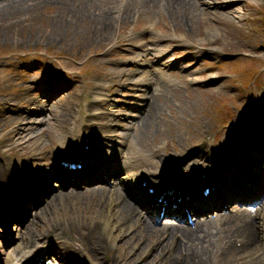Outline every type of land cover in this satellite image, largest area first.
I'll return each mask as SVG.
<instances>
[{"label":"rangeland","instance_id":"obj_1","mask_svg":"<svg viewBox=\"0 0 264 264\" xmlns=\"http://www.w3.org/2000/svg\"><path fill=\"white\" fill-rule=\"evenodd\" d=\"M16 1L6 0L0 4V102H2L0 114L11 112L12 109H27L29 107L27 95H32L37 79L58 76L65 84L57 95L49 100L50 103L57 101L53 111L54 120L50 125H47L46 121L47 117H51V113L49 110L45 113L41 111L35 116L37 118L35 122L38 120L41 122L22 132L19 138L12 133L13 129L21 127L18 121H13L11 124L6 120L0 121L3 129L0 130V137L6 135L9 140L11 139L10 142H13L16 146L15 150L17 149L14 151L16 158L21 166L26 171H32V174L38 175L37 171L41 168L42 162L38 157L40 148L47 145L50 140L60 139L59 135L65 132L68 123L74 120L76 108L79 110L86 106L92 111L108 112V108L111 107L109 105L115 106L112 112H108L105 116V122L109 124L110 129L119 133V138L132 139L136 144L135 147L140 150L154 145L165 146L164 156L175 153L174 157L177 158L180 146L184 144L186 146L191 144L192 147L197 146L198 143L204 147L207 144L210 147L220 145L233 134H237L236 127L240 123L250 120L252 115L249 114L258 106L259 101V108L261 101L264 103L262 100L264 99V0H237L236 3L232 0H223V8L213 7L212 0H205L210 7L201 2L199 7L204 10L211 13L221 12L223 21L214 24L206 22L205 16L199 11L191 19L187 17L182 19L160 16L155 12H148L146 7H140L134 17H131L122 28L115 21L110 31L98 38H95V28L99 26L90 18H82L76 9L85 4L95 12L102 10L105 15L111 13L108 17H114L116 12L105 8L108 3L104 0H28V2L18 0L22 4L21 7L16 6ZM226 2L231 7H224ZM143 12L145 14H142ZM209 23L213 24L215 29H210V25H207ZM144 24L156 28L158 31L154 30L155 32L163 34L164 39H169L160 41L155 49L157 55L162 49L166 51L164 59L168 65H173V68L165 74L150 72L158 85L155 93H157L160 113L159 115L155 113V118L161 120V125L143 136H138L135 135L133 122H136L132 118L140 115L143 103L130 96L143 93L145 88L141 90L139 87L126 84L123 80L129 81L127 77L130 70L126 69L138 67L132 64L131 55L134 51L140 52V49H130L128 46L130 44L116 43V41L132 37L136 43ZM211 30L217 34L207 36V31L210 33ZM192 42L195 45L207 43V46L217 48L211 54L204 52L192 58V53L196 51V49L193 52L189 51L194 48L189 45ZM22 63L28 67L33 63L35 67L23 69L25 65ZM146 69L147 67L144 70ZM123 71L125 75L122 74ZM211 72H216L217 75ZM137 75L132 74L130 77L134 78ZM210 75L217 78L210 80ZM244 84L247 86L245 87ZM127 88H135L138 91H129ZM108 94L114 100H109V105L105 106L101 102ZM246 94L252 96V99H247ZM10 96L14 100H10ZM135 105L137 108H134ZM126 114L131 117L120 119L118 116ZM67 117H72L69 122L65 121ZM241 118L243 121L240 120ZM29 122L28 119L25 124L28 125ZM199 128L205 131L202 138L198 137ZM9 130H11L10 135ZM111 143L113 146V142ZM26 144L29 147L25 148ZM5 149L0 146V154ZM226 152L230 153V150ZM184 159L192 161L198 158L189 155ZM51 186V182L46 181L45 191L48 196H50L48 189H52ZM108 195H105L100 203L91 195L76 197L70 215L80 211L87 214L88 210L95 208L93 214L96 215L92 222L99 221L102 215L96 213L97 209L102 210L103 213L111 212ZM43 198L45 202L47 198ZM116 203L113 208H117ZM37 210L38 206L31 208L21 224L18 222L19 219L17 221V218H13L9 222V236L17 235L16 230L24 226ZM56 213L54 206L50 214L45 217L43 224L42 221L39 222L36 230L45 229L48 216L51 219ZM260 216L254 219L258 224L261 222L264 227V217ZM126 220L121 221V224H124L122 232L131 236L135 230L129 228L126 230L128 226L125 224ZM139 221L135 227H139L142 223V219ZM102 222L101 219L100 223ZM161 223L163 222L154 225L158 227ZM260 226L257 229L258 235L264 236V228L261 231ZM137 234L139 233H135L136 237ZM157 236H144L141 238L144 240L142 244L141 239L137 244L135 236L125 243L119 239L114 243L113 240L114 244L111 243V246L105 241L106 252L101 259L116 264H132L137 257L142 261L146 251L141 247L145 248L149 244L157 246L158 253L153 259L150 254L147 258L151 261L146 264H156L165 255L167 257L164 261L158 264H167L166 261L170 257L168 251L164 253L168 247L167 241L160 242ZM3 238L8 242L10 237L3 235ZM78 243L84 247L85 242L78 241ZM136 245L142 246L137 248ZM125 254L129 255L124 257ZM88 255L89 260L93 261L91 258L93 255L89 252ZM255 257L257 262L248 256H243L234 258L233 262L229 260L225 264H264V249L257 250ZM215 261L214 258L209 259L207 264H219Z\"/></svg>","mask_w":264,"mask_h":264},{"label":"bare ground","instance_id":"obj_2","mask_svg":"<svg viewBox=\"0 0 264 264\" xmlns=\"http://www.w3.org/2000/svg\"><path fill=\"white\" fill-rule=\"evenodd\" d=\"M6 0H0V4ZM25 2H28V0H24ZM41 1V0H40ZM46 1V0H45ZM106 3H108L107 7L110 10H114L116 12V15L114 17H108L111 16L110 13L106 14L103 13L102 10L95 12L90 9L87 5L83 4L79 9H76L78 14L85 19H91L94 24H97L99 28H95L96 31V37H103L105 34L110 31L111 26L114 24L115 21L119 22L120 26H123L126 24V22L134 15L135 11L137 10V7L145 6L147 7L148 11L152 10L155 12V14L160 16H168V17H181L187 19H191L198 11L199 13L203 14L205 16V21L210 23H221L223 21V18L221 16V12L216 11V13H211L207 10H204V8L199 7L201 2L203 4H207V7H210V4H208V1L205 0H104ZM233 2H237V0H232ZM213 7H220L223 8V0H212ZM229 3H225V6H228ZM13 5V4H11ZM63 5V4H61ZM16 6L21 7L22 4L16 1ZM29 7V4H28ZM27 9V7H26ZM231 12V11H230ZM207 24L210 25V29H215V26L213 24ZM207 36H214L217 34V32H211L207 31ZM203 44L202 48L204 47ZM217 47H214L216 49ZM214 49H211V53L214 51ZM131 73V72H129ZM125 75L126 73L123 72ZM149 73H146L145 76H148ZM121 76V75H120ZM130 80V77H127ZM143 78V77H142ZM144 79V78H143ZM145 80V79H144ZM139 82V81H138ZM139 84H142L141 82ZM145 86V85H144ZM152 95V94H151ZM33 102L39 104L40 106H44L45 102L41 98H35ZM158 103V97L157 95H153L150 100H147L146 105L148 107L145 114L141 117L139 120V123L137 124L136 131L140 134L144 135L147 134L150 130H155L158 126H160L161 120H156L155 113L159 115L160 106L157 105ZM16 121L21 122V127L18 129H13L12 133H14L15 136H19L22 132L28 130L27 119L28 117L24 115H20L18 117L14 118ZM25 122V123H24ZM202 124H200L199 127H201ZM198 137L202 138L205 131L202 130V128H199L197 130ZM154 132V131H153ZM20 138V136H19ZM241 139V137H240ZM231 144V140H225L220 144L219 151L223 152V147L228 146ZM29 147L27 144L25 145V148ZM216 149V146H215ZM252 149V147H250ZM182 151H185L187 153V150L182 147ZM210 152H214V148L210 147ZM215 159V158H214ZM223 161H219L221 164ZM237 167V166H236ZM193 168V167H192ZM210 168V167H208ZM190 168H183V171H186V175H190L187 170ZM204 168H202L203 170ZM8 171L10 172V175L12 177L11 185L17 186L20 189L22 187L26 186L27 190L20 193V197L24 199L25 202H29L33 197H29V190H28V182L30 181L29 176L24 171H17L11 166H8ZM178 170L173 169V174L177 172ZM213 170L209 171L212 172ZM23 172V174H22ZM171 173V172H170ZM183 174V173H181ZM137 178V177H136ZM191 179V176L187 178ZM118 181V180H116ZM10 185V184H9ZM9 185H7L6 188H9ZM3 186V183H2ZM137 188L138 186L135 185ZM122 183L116 182L112 185V187L108 190L104 186H93L87 189H84L83 191H74L70 189L67 192H63L62 190L55 193L50 200L47 201V203L44 204L39 209V212L35 215V217L29 222V224L24 228V234H27V230H32L36 232V228L40 221H43L45 217L50 213L52 210V207L55 206L57 213L52 216L51 219H49V216L47 219V225H49L51 231L55 232V235H61L66 234L67 231H73L74 233H80L86 236L85 243L87 245L88 252L90 253L93 262L97 264H109L106 262V260L101 259V256L104 257L105 251V241H107L108 245L111 246L114 240V243L119 239V241H122V243L127 242L129 239L136 237L135 233L138 232L136 240L137 244L138 241L143 238L144 236L154 237L158 234H160V237L166 238V241L173 242L171 247L175 250V253L182 252L184 255L182 256V262L179 261L178 256L170 257L167 259V264H207L209 259L212 258H218L216 261L220 264L228 263L234 261V258H240L244 254L245 257H250L252 260L256 261L255 254L257 250L264 249V236L257 234V227H259L261 224H257L254 218L258 215H261L259 211L260 208L263 207V202L260 203L258 207L255 209H242L239 214L238 212L229 213L226 214L220 218H215L214 220H193V224L188 225L186 223L179 222L177 220H169L165 224L161 225L160 227L154 226L152 217L148 218V214L146 211L142 210L136 203L137 201H133L135 197L134 193L130 194V197L132 201H127L125 195H123L122 191ZM38 192H40L39 187H37ZM110 193V195H108ZM7 195V193L5 194ZM80 195L84 196H93V198L97 199L98 202L103 199L105 195H108L107 200L109 201V205L111 207V212H104L100 209H97L96 213L101 214L102 218L105 220L103 226L98 227L97 222H92L93 218L96 214H93L94 209L91 211H87V214L84 213H71V209L76 201V197H79ZM138 195V194H137ZM129 196V194H128ZM146 196H149L146 194ZM6 201L16 200V195L14 196H6ZM39 199V197H38ZM137 200L144 205V200L140 199L137 196ZM39 201V200H38ZM118 201L117 208H113V205L115 202ZM5 203H3L4 205ZM139 207V208H138ZM260 207V208H259ZM100 208V205L99 207ZM102 209V207H101ZM264 210V208L262 209ZM17 213V210L14 208V214ZM90 213V215H88ZM238 214V215H236ZM118 215V216H114ZM58 216V217H57ZM100 217V219H102ZM128 217L130 218L128 220ZM127 218V220H126ZM148 218V219H147ZM98 219V220H100ZM139 219H142V223L139 225V227H135V224L139 221ZM126 220V230L134 229L135 232L132 233V235H126V233L122 232L124 224H121V221ZM141 222V220L139 221ZM44 228H41L43 230ZM40 231V230H39ZM32 232V234H35ZM72 234L73 236L75 234ZM239 234L242 240L241 247H236V245L232 242H226L224 243V239L232 236L233 234ZM58 238V237H57ZM214 238V239H213ZM21 241L23 242L26 240V236L21 237ZM135 240V241H136ZM141 244L144 242L143 239H141ZM163 240H160L162 242ZM26 242H28L26 240ZM113 243V244H114ZM219 243H222V246H218ZM62 243L59 242L58 245L60 246ZM77 244L72 243L71 246L73 247V250L76 249ZM253 245L255 247H253ZM1 246V242H0ZM118 245H116L117 247ZM142 245H136V247H140ZM217 246L219 249L215 252H212L213 247ZM135 248V247H134ZM141 249L146 251V254L144 258H142V261L137 257L132 264H146L150 263L151 259H148L147 257L151 254L152 259L155 258L156 253H158L157 247L150 246L149 244L143 247ZM4 248L1 246L0 248V254H3ZM124 252H126L124 250ZM219 252V255H218ZM263 252V251H262ZM63 253H66L65 249ZM171 253V252H169ZM168 253V254H169ZM141 254V253H140ZM139 254V255H140ZM125 254L124 257H126ZM178 255V254H177ZM132 257V256H131ZM130 257V258H131ZM134 257V256H133ZM140 257V256H139ZM167 257V255L163 256L159 262L164 261V259ZM181 257V256H180ZM10 258V254H8V257ZM55 258L59 261V263H64V258L60 255L55 256ZM130 260V259H128ZM92 262V263H93ZM113 262V261H112ZM125 262H127V259L125 258ZM257 262V261H256ZM113 264V263H112ZM127 264V263H126Z\"/></svg>","mask_w":264,"mask_h":264}]
</instances>
